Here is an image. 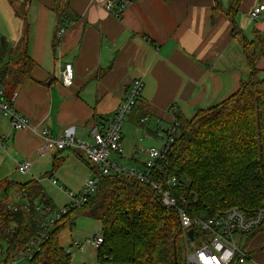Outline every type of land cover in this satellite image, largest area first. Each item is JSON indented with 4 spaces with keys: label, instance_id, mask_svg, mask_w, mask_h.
<instances>
[{
    "label": "crops",
    "instance_id": "obj_1",
    "mask_svg": "<svg viewBox=\"0 0 264 264\" xmlns=\"http://www.w3.org/2000/svg\"><path fill=\"white\" fill-rule=\"evenodd\" d=\"M105 2L0 0V42L7 48L3 62L13 69L32 63L29 77L13 90L18 93L14 106L35 127L13 132L0 112V181L13 180L18 165L26 161L36 169L32 175L50 165L44 174L58 172L64 180L65 171L79 168L83 180L73 184L79 192L92 175L84 157L69 150L40 156L45 143L41 130L47 127L56 139L74 127L77 140L90 141L93 123L113 115L135 79L144 82V90L124 124L123 149L116 157L143 171L148 160L144 150L162 145L156 134L161 127L223 103L248 80L242 38L264 40V13L257 21L249 17L264 0H242L235 24L222 11L215 12L216 3L227 9L228 0H138L121 20L106 12ZM60 15L69 18L61 37ZM67 65L74 70L69 88L62 85ZM257 69L264 77V55ZM12 94L5 93L6 98ZM95 232H101V225L88 238ZM246 248L264 264V232Z\"/></svg>",
    "mask_w": 264,
    "mask_h": 264
},
{
    "label": "trees",
    "instance_id": "obj_2",
    "mask_svg": "<svg viewBox=\"0 0 264 264\" xmlns=\"http://www.w3.org/2000/svg\"><path fill=\"white\" fill-rule=\"evenodd\" d=\"M228 2L227 9L216 3L215 12L222 11L235 24L242 0ZM68 20V15H60V28ZM242 43L250 67L248 80L223 103L199 111L192 119L178 120L175 143L156 166L161 179L177 177L180 183H187V191L196 199L189 207L193 215L210 216L232 207L264 209V77L257 69L258 58L264 55V40L260 36L252 42L242 38ZM6 50L1 45L0 83L10 95L29 77L32 63L26 58L30 63H19L13 69L10 62H3ZM85 163L96 175L97 169ZM36 202L56 207L38 180L23 184L0 181V247L6 264L43 226L45 218L33 209ZM27 204L31 208L26 209ZM76 214L101 225L104 244L97 253L99 264H175V257L176 264H186L177 213L163 208L153 189L133 177H102L96 194ZM68 225H56L33 264H70L71 257L59 242ZM259 232H264V224L245 237L243 245L247 247Z\"/></svg>",
    "mask_w": 264,
    "mask_h": 264
},
{
    "label": "built area",
    "instance_id": "obj_3",
    "mask_svg": "<svg viewBox=\"0 0 264 264\" xmlns=\"http://www.w3.org/2000/svg\"><path fill=\"white\" fill-rule=\"evenodd\" d=\"M136 1L138 0H106L105 10L115 19L121 20L128 8ZM263 13L264 5H260L253 9L249 17L252 21H257ZM65 33L66 27H62L58 32V36L61 37ZM2 68L3 65L0 62V74ZM73 84L74 70L71 65H67L62 73V85L69 88ZM143 90L144 82L141 79H135L113 115L108 119L93 123L90 128V141L77 140L74 127L67 128L64 134L56 139L50 137L51 133L47 127L41 130L45 143L40 150V156L52 151H75L92 164L97 169V173L96 175L92 174L86 180L78 193L65 192L70 200L65 207L34 205V211L45 218L43 226L37 235L29 241L25 249L7 264H18L20 262L33 264L56 225L61 222H68L70 225L74 223L77 216L76 211L84 207L90 198L96 194L99 180L102 177L120 174L128 175L142 184L149 185L162 207L167 211L177 213L180 223V243L184 249L186 264H261L250 257L246 246L243 245V239L263 226L264 209L247 211L232 207L210 216L193 215L189 207H191L192 202H196V199L187 191V183H180L177 177H171L168 180L161 179L162 176L156 171L157 164L164 160L175 143L180 127L178 121L173 122L167 128L161 127L157 131V138L162 145L160 148L144 150L148 160L143 171L124 167L115 160H111L113 154L119 156L122 153L123 127L129 115L139 104ZM17 97L18 93L16 91L11 98H6L5 92L0 90V112L9 120L13 132L26 129L35 130L32 121L17 112L14 106ZM148 121V117L143 119V123ZM31 167L32 164L26 161L18 165L17 171L22 175H28L31 172ZM159 179L161 180L159 181ZM52 182L56 184L55 180H52ZM8 207L12 208L11 204H8ZM25 208L29 209L31 207L27 205ZM190 230H193V239L189 237ZM103 244L104 237L102 233L95 232L86 239L84 244L75 241L72 247L79 249L80 252L88 251L91 257H97V253ZM71 248L65 251L66 255H71ZM2 253L3 250L0 247V255ZM2 259L4 260V256ZM2 264L6 263L3 262Z\"/></svg>",
    "mask_w": 264,
    "mask_h": 264
},
{
    "label": "rangeland",
    "instance_id": "obj_4",
    "mask_svg": "<svg viewBox=\"0 0 264 264\" xmlns=\"http://www.w3.org/2000/svg\"><path fill=\"white\" fill-rule=\"evenodd\" d=\"M123 134H124V127H123L122 136ZM132 150L133 149H130L129 154L132 152ZM111 160H117L119 164L127 168H132L133 166L129 162L124 161L123 159L121 160L117 159L116 155L114 154L111 156ZM83 161L88 162L85 158H83ZM85 162L83 163L87 166V168H89ZM90 165L91 167L93 166L92 164ZM35 170L34 168H32L30 174L28 175H22L16 171L17 172L15 173L16 175L11 177L13 178L12 181L26 183L34 178L42 179L41 181H39L41 182L39 185L43 188L46 195L51 199V201H53V204L57 206V208H63L66 206V204L70 202L65 192L66 191H71L72 193L78 192L80 188L79 189L75 188L73 184H79L83 180V176H84V173L81 170H79V168H72L71 170L73 171L72 173L65 171L66 173L65 180L60 177L58 172L53 173L52 175L53 178L48 179V178H44L46 177L45 176L46 174L44 173L50 170V165L40 166L38 168L37 174L34 176L32 174H33V171ZM51 171H52V168H51ZM89 172H90V169H89ZM53 179L56 181V184H53L52 182ZM1 181H4V180H1ZM17 191L18 190H15V191L13 190V192L15 193ZM74 222L76 223L74 227H71L70 225L67 226L59 235L60 246L64 252L68 250L69 248H71L73 242L75 241H78L79 243L84 244L88 236L92 233V231L100 228V225L97 224V222L85 216H76V220ZM70 257H71L70 264H99L95 257H90V252L88 251L80 252L79 249L74 248V247L71 248ZM18 264H29V263L20 262Z\"/></svg>",
    "mask_w": 264,
    "mask_h": 264
},
{
    "label": "water",
    "instance_id": "obj_5",
    "mask_svg": "<svg viewBox=\"0 0 264 264\" xmlns=\"http://www.w3.org/2000/svg\"><path fill=\"white\" fill-rule=\"evenodd\" d=\"M189 237H190L191 239H193V230H190V231H189ZM175 264H176V257H175Z\"/></svg>",
    "mask_w": 264,
    "mask_h": 264
}]
</instances>
